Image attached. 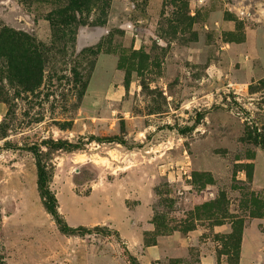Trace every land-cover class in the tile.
<instances>
[{"label":"rangeland","instance_id":"rangeland-1","mask_svg":"<svg viewBox=\"0 0 264 264\" xmlns=\"http://www.w3.org/2000/svg\"><path fill=\"white\" fill-rule=\"evenodd\" d=\"M25 1L0 0V37L36 48L0 41V262L264 264V0H194V17L186 0H82L60 24L68 0ZM60 141L81 149L44 145ZM34 152L80 233L47 211ZM222 195L233 233L191 219Z\"/></svg>","mask_w":264,"mask_h":264},{"label":"trees","instance_id":"trees-1","mask_svg":"<svg viewBox=\"0 0 264 264\" xmlns=\"http://www.w3.org/2000/svg\"><path fill=\"white\" fill-rule=\"evenodd\" d=\"M21 2H27L25 0H20ZM86 1V0H84ZM82 0H68V4L67 6L59 9V10H55L53 12H51V15L53 16V20L55 19V23L60 24L62 21L61 19H59L61 16L65 15V20L69 19L67 16V11L69 9H72V7L74 9L80 7L82 5ZM78 11V10H77ZM75 11V12H77ZM14 36H16L15 34H13V36L11 35H2L0 37V41L3 42L2 44H8L9 46H11L12 49L16 50L18 52V56H19V60H23L22 58L26 59V56L28 55V53H32L35 51V47H33L30 43L28 39H18L15 38ZM248 130V129H247ZM245 129V134L248 135V131ZM251 138V136H249ZM258 138L259 136L256 135L254 140L256 141V145L260 146L262 148V150H264V140L261 142H258ZM99 140V139H98ZM101 140V139H100ZM44 145H47L48 151L53 152V151H74V150H79L81 149L80 144H70L67 142H51L50 144L44 142ZM34 155L36 156L37 160H38V187H39V191L41 192L42 197H46L47 198V211L51 214V216L54 218L57 226L59 227V229L66 234H77L81 232L80 228L77 229H73L68 227L65 223H63L61 221V218L57 212V207H56V199L55 197L52 195V193L49 191L48 189V182H49V177L48 174L46 172V166L44 164L41 163L40 158H39V154H36L34 152ZM252 178V177H251ZM249 177V179H251ZM224 198V199H223ZM261 199H256L255 197H251L248 201V203H250L251 205H257L260 204ZM227 216V212L225 211V196L222 195V197L220 196V199L215 202V203H208V204H204L198 208H196L193 212H192V217L191 219L193 220H208L212 222V226L216 227V226H221L224 224L225 221H228L230 226H231V230L232 233L239 230L241 227L240 224V220L238 219H230ZM203 218V219H202ZM194 228L193 226L188 225V227H186V229H184V233H188L190 231H193ZM155 232H156V237L159 236H166L169 235L170 232L166 231L165 229H161L160 225L158 223H156L155 221ZM129 260L131 261V263L134 261V258L129 256ZM2 264V262H0Z\"/></svg>","mask_w":264,"mask_h":264},{"label":"crops","instance_id":"crops-1","mask_svg":"<svg viewBox=\"0 0 264 264\" xmlns=\"http://www.w3.org/2000/svg\"><path fill=\"white\" fill-rule=\"evenodd\" d=\"M11 1H13V0H11ZM113 1V3L115 2L114 0H112ZM187 1V3H188V6H189V9H191L190 10V16H195V12L193 11V9H194V7L196 6V2L194 1V0H186ZM159 2H161L160 0H149V3L152 5V6H154L155 4H160ZM147 14H150V10H148L147 11ZM147 17V16H146ZM144 22H147V23H149L150 24V26L152 27V24H153V21H152V19H151V21L150 20H148V17L145 19V20H143ZM196 27L198 28V30H200V27H201V22H200V19L198 20V18H196ZM222 23H225L224 21L222 22ZM249 38H250V36L249 35H247V39H246V43L245 44H248V42H249ZM256 80H258V79H256ZM261 80H264V73H263V75H262V77H261ZM140 230V229H139ZM151 231H153V225H151V224H149V225H147V227L144 229V232H151ZM140 233H141V230L140 231H134V233L132 234V236L130 237L131 239H133L132 240V243L133 244H140L142 241H143V236L142 235H140ZM158 242H160V240L158 241Z\"/></svg>","mask_w":264,"mask_h":264},{"label":"built area","instance_id":"built-area-1","mask_svg":"<svg viewBox=\"0 0 264 264\" xmlns=\"http://www.w3.org/2000/svg\"><path fill=\"white\" fill-rule=\"evenodd\" d=\"M198 3H202V1L201 0H198Z\"/></svg>","mask_w":264,"mask_h":264}]
</instances>
